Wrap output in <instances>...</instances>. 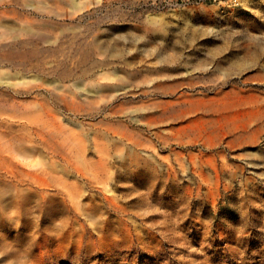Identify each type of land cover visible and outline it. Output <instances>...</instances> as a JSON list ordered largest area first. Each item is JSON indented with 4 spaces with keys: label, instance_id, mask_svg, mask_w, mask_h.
<instances>
[{
    "label": "rangeland",
    "instance_id": "374dc122",
    "mask_svg": "<svg viewBox=\"0 0 264 264\" xmlns=\"http://www.w3.org/2000/svg\"><path fill=\"white\" fill-rule=\"evenodd\" d=\"M66 3L0 0V35L8 25L28 41L17 46L26 52L22 63L0 60V264H264V0ZM23 84L33 89L19 92ZM208 95L218 107L237 99L229 113L260 109L251 126L261 130L234 147L229 136L207 147L209 133L199 139L191 132L182 144L163 146L154 130L182 122H145L162 111L157 102L174 100L176 109ZM125 128L131 138L122 137ZM141 137L150 141L138 152L155 162L120 167L117 156ZM100 158L107 167L92 163ZM26 172L70 185L39 189L23 179ZM74 181L79 189L70 187ZM27 187L44 198L18 197ZM66 190L80 194L67 200L69 208L60 198Z\"/></svg>",
    "mask_w": 264,
    "mask_h": 264
},
{
    "label": "bare ground",
    "instance_id": "6f19581e",
    "mask_svg": "<svg viewBox=\"0 0 264 264\" xmlns=\"http://www.w3.org/2000/svg\"><path fill=\"white\" fill-rule=\"evenodd\" d=\"M10 2L11 1H13V0H9ZM65 2H67L66 4H68V3H70V4H73V7H75V6H78L79 5V0H64ZM83 1V0H82ZM27 2H30V1H27ZM38 2V1H37ZM26 3V2H25ZM9 4V3H8ZM29 4H31V3H29ZM29 4H27V5H29ZM41 4V3H40ZM69 4V5H70ZM82 4H83V2H82ZM44 5V4H43ZM81 5V4H80ZM40 6V5H39ZM45 6V5H44ZM82 6V5H81ZM42 7V6H41ZM40 7V8H41ZM83 7V6H82ZM13 9V8H12ZM11 9V10H12ZM27 9V8H26ZM27 13V12H26ZM26 23V22H25ZM6 27L9 29V30H5V33H3L2 35H0V37H3V39H5V41H3V42H1L0 43V60L1 61H3V60H8V61H12V62H15V63H22L23 62V53H21L20 51H19V48L17 47V46H23V45H25V43H27L28 41L27 40H25V41H23V40H21L19 37H18V35L16 34V30H15V28H13L12 26H8V25H6ZM6 28V29H7ZM26 28V27H25ZM106 47H108L107 45H106ZM97 48V47H96ZM106 50L109 52V54L110 55H113V56H118L119 55V52L117 51V49H115V48H106ZM25 55H26V52L24 53ZM25 58V57H24ZM173 59V58H172ZM25 61V60H24ZM173 61V60H172ZM2 63V62H1ZM171 63V62H170ZM209 63V62H208ZM234 64V63H233ZM241 64V63H240ZM16 65V64H15ZM236 65V64H235ZM20 66V65H19ZM6 67V66H5ZM36 67V66H35ZM105 67V66H104ZM107 67V66H106ZM236 67V66H235ZM38 69V68H37ZM36 69V70H37ZM31 70V69H30ZM110 70V69H109ZM91 72V71H90ZM96 72V71H95ZM110 72V71H109ZM115 72V71H114ZM40 73V72H39ZM91 74V73H90ZM130 74V73H129ZM26 76V75H25ZM30 76V75H29ZM122 76V75H121ZM157 76H159V75H157ZM82 77V76H81ZM112 77V76H111ZM159 78V77H158ZM188 79V78H187ZM4 80V79H3ZM104 80V79H103ZM112 80V79H111ZM153 80V79H152ZM12 81V80H11ZM11 81L9 82V83H11ZM37 81V80H36ZM162 81H163V79H162ZM178 81V80H177ZM182 81V80H181ZM1 82H3V81H1ZM21 82V81H20ZM19 82V83H20ZM30 82V81H29ZM34 82V81H33ZM103 82V81H102ZM110 82V81H109ZM146 82V81H145ZM152 82V81H151ZM171 82V81H170ZM170 82H168V83H170ZM8 83V84H9ZM13 83V82H12ZM31 83V82H30ZM39 83H41V82H39ZM50 83H51V81H50ZM157 83V82H156ZM182 83V82H181ZM180 83V84H181ZM32 84V83H31ZM44 84V83H43ZM89 84H91V83H89ZM150 84V83H149ZM161 84V83H160ZM158 85L159 87H161V85ZM177 84V83H176ZM3 85V84H2ZM14 85H15V83H14ZM24 85V84H23ZM50 85V84H49ZM51 85H53V84H51ZM169 85V84H168ZM21 86V85H20ZM45 86V85H44ZM57 86V85H56ZM155 86V85H154ZM153 86V87H154ZM172 86V85H171ZM177 86V85H176ZM175 86V87H176ZM232 86V85H231ZM6 87V86H5ZM174 87V88H175ZM17 88V87H16ZM39 88V87H38ZM54 88V87H53ZM78 88V87H77ZM80 88V87H79ZM78 88V89H79ZM82 88V87H81ZM99 88V90L100 89H102V88H100V87H98ZM152 88V87H151ZM154 88H156V87H154ZM172 88H173V86H172ZM234 88V87H233ZM31 89H33V88H31V87H27V86H23V87H21V88H19V92H28V91H30ZM46 89H48L47 87H46ZM133 89V88H132ZM159 89V88H158ZM163 88H160V90H162ZM167 89V88H166ZM18 90V89H17ZM50 90V89H49ZM82 90H84V89H82ZM125 90V89H124ZM168 90V89H167ZM173 90H175V89H173ZM51 91V90H50ZM55 91V90H54ZM54 91L53 92H51V93H54ZM93 90H87V89H85V92H92ZM97 91V90H96ZM177 91V90H176ZM175 91V92H176ZM234 91V90H233ZM236 91V90H235ZM60 92V91H59ZM228 92V91H227ZM232 92V91H231ZM242 92V91H241ZM18 93V92H17ZM88 93V94H89ZM179 93V92H178ZM200 93V92H199ZM221 93H223V92H221ZM220 93V94H221ZM234 93V92H233ZM244 93V92H243ZM79 94V93H78ZM203 94V93H202ZM214 94V93H213ZM246 94V93H245ZM248 94V93H247ZM14 95H16V94H14ZM51 95V94H50ZM90 95V94H89ZM193 95V94H192ZM191 95V96H192ZM210 95H212V94H210ZM217 95H219V94H217ZM225 95V94H224ZM231 95V94H230ZM243 95V94H242ZM250 95V94H249ZM86 96V95H85ZM110 96V95H109ZM202 96V95H201ZM213 96V95H212ZM253 95H251V97L249 98L250 99V101L254 98V96L252 97ZM108 97V96H107ZM184 97V96H183ZM189 97H190V95H189ZM188 97V98H189ZM204 97V96H203ZM38 98V97H37ZM87 98V97H86ZM185 98V97H184ZM191 98V97H190ZM189 98V99H190ZM202 97H200V98H192V100H189V104L187 105V106H183V107H180L179 106V108H173V105H172V102L174 101H161V102H157L156 104L158 105V106H163L162 108V111L160 112V113H158V114H148V115H146V116H144V119H145V122H146V124H148V125H156V124H159V123H169V122H171V120H173V121H180V122H182V123H180L178 126H174L173 128H172V126H170V127H166V128H161V129H157V130H154V135H155V137L158 139V140H160V142L163 144V146H165V145H169V144H172V142L173 143H178V144H182L183 142H185V140H183L184 139V137L186 136V134L187 133H189V132H191V134H193L194 135V137L195 138H199L200 139V137H203L204 135L203 134H205V133H209V134H211V132L213 133V137H209V134H207L208 136L206 137L207 138V140L205 141L206 142V145H208L207 147H209V146H211L212 144H213V141H214V139H221L223 136H229V139H228V141L226 142V144H227V146H229V147H234L235 145H240V143H243V142H245L244 140L246 139V138H248V137H254L255 136V134H257L261 129V125H256L254 128L251 126L252 124H253V122H254V120H256L255 122H257V118L259 117V115H260V109H259V111H250V110H248V111H244L245 110V108H244V112H242V113H240V112H238V113H236L235 111H233V113H229V111L230 110H232V109H234L236 106H238V105H236V103H237V99L234 101V100H228V101H225V102H223V105L221 106V107H218L217 106V103H216V106H211L212 104H211V99H212V97L210 98V96L208 95V98H210V99H201ZM205 98H207V97H205ZM215 98V97H214ZM235 98V97H234ZM234 98H232V99H234ZM20 99V98H19ZM181 99V98H180ZM186 99V98H185ZM225 99V98H224ZM259 99V98H258ZM177 100H178V98H177ZM219 100V99H218ZM217 100V101H218ZM239 100V99H238ZM240 100H241V103H242V101L244 100L242 97L240 98ZM246 100V99H245ZM245 100H244V102H245ZM248 100V99H247ZM246 100V101H247ZM37 101V100H36ZM184 101V100H183ZM186 101H188V100H186ZM186 101H184L185 103H186ZM214 101H216V100H214ZM39 103H40V101H38ZM71 102H75L74 100H71ZM70 102V103H71ZM89 102V101H88ZM175 102H176V100H175ZM179 102V101H178ZM243 102V103H244ZM248 102V101H247ZM247 102H245V103H247ZM258 102V101H257ZM21 103V102H20ZM38 103V104H39ZM76 103H77V101H76ZM108 103V102H107ZM242 103V104H243ZM256 103V102H255ZM31 104V103H30ZM37 104V103H36ZM43 104V103H42ZM42 104H39L40 105V108L41 107H44V106H41ZM66 104V103H65ZM69 104V103H68ZM74 104V103H73ZM240 104V103H239ZM248 104V103H247ZM33 105H35V104H31V107H33ZM53 105V104H52ZM184 105V104H183ZM244 105V104H243ZM242 105V106H243ZM15 106V105H14ZM20 106H21V104H20ZM37 106V105H36ZM46 106V105H45ZM49 106V105H48ZM66 106H69V105H66ZM74 106H75V104H74ZM79 106H81V105H79ZM239 106H241V105H239ZM72 107V106H71ZM24 108V107H23ZM46 109H47V106L45 107ZM74 108V107H73ZM79 108V107H78ZM151 108V107H150ZM154 108V107H153ZM207 108V109H206ZM239 108V107H238ZM262 108V107H261ZM21 109V108H20ZM43 109V108H42ZM158 109V108H157ZM247 109V108H246ZM251 109V108H250ZM255 109V108H254ZM47 110H51L52 111V108H51V106H49V109H47ZM75 110V109H74ZM17 111H19V110H17ZM45 111V110H44ZM50 111V112H51ZM200 111H202L203 113H205V112H207V111H211V112H217L216 114H218L217 116H215V117H203L204 115H203V113L200 115ZM53 112V111H52ZM155 112V111H154ZM198 113L199 112V116L197 115L196 117H194V118H190L191 120H189L188 122H186V123H184L183 121L186 119L185 117L187 116L186 114H188V113ZM54 113H55V111H54ZM109 113H111V112H109ZM51 114V113H50ZM210 114V113H209ZM53 115V114H52ZM59 115V114H58ZM112 115V114H111ZM137 115V114H136ZM211 115V114H210ZM48 116V115H47ZM138 116V115H137ZM56 117H59V116H56ZM188 117H189V115H188ZM48 118V117H47ZM49 119V118H48ZM51 119V118H50ZM52 119H54V118H52ZM184 119V120H183ZM261 119V118H260ZM4 120V119H3ZM55 120V119H54ZM54 120H53V123H54ZM56 120H59V119H56ZM66 120V119H65ZM183 120V121H182ZM188 120V119H187ZM45 121V120H44ZM51 121V120H50ZM41 122V121H40ZM49 122V121H48ZM259 122V121H258ZM53 125V124H52ZM121 125H123V124H121ZM46 126H48L49 127V125H46ZM124 127H125V125H123ZM50 127H55V126H50ZM59 127V126H58ZM62 127V126H61ZM25 128V127H24ZM45 128V127H44ZM56 128V127H55ZM61 129V128H60ZM58 131V130H57ZM34 132V131H33ZM53 132V134H54V131H52ZM105 132V131H104ZM59 133V132H58ZM37 134V133H36ZM35 134V135H36ZM39 134V133H38ZM34 135V136H35ZM58 135V134H57ZM57 135H56V137H55V139L57 138ZM114 135V134H113ZM122 137L124 136V137H127V138H131L130 136H132V132L130 131V130H127L126 131V128L123 130V132H122ZM153 135V136H154ZM188 135V134H187ZM38 136V135H37ZM190 136V135H189ZM212 136V135H211ZM258 136V135H257ZM53 138V137H52ZM103 138H105V137H103ZM141 138H143V137H141ZM190 138H188V140H189ZM250 139V138H249ZM249 139H247V140H249ZM41 140V139H40ZM95 140V139H94ZM152 140V139H151ZM188 140H187V142H188ZM194 140V139H193ZM192 140V141H193ZM225 140H227V139H225ZM254 140V139H253ZM46 141V140H45ZM56 141H57V139H56ZM149 142L150 140L148 139V138H143V140L142 139H132L130 142H129V144H128V153H126V154H122V155H118L117 156V159H116V162H118L119 163V165H120V167H124V166H129V167H131V166H134V167H140V166H142V165H144V166H146V168L147 167H149L150 166V163H152V155L148 158V157H142L141 155H140V153L138 152V151H144V150H141L140 148V146H141V144H143L144 142ZM190 141V140H189ZM202 141H204V140H202ZM218 141H221V140H218ZM58 142V141H57ZM60 142V141H59ZM191 142V141H190ZM194 142V141H193ZM222 142V141H221ZM192 143V142H191ZM200 143V142H199ZM59 144V143H58ZM198 144V143H197ZM203 144V143H202ZM217 144V143H216ZM245 144V143H244ZM54 145V144H53ZM61 145V147H62V144H60ZM64 145V144H63ZM81 145V144H80ZM214 145V144H213ZM243 145V144H242ZM13 146V145H12ZM33 146V145H32ZM55 146V145H54ZM72 146V145H71ZM204 146V145H203ZM9 147V146H8ZM65 147V146H64ZM77 147V146H76ZM79 147V146H78ZM97 147V146H96ZM154 147V146H153ZM170 147V146H169ZM27 148V146L25 147V149ZM34 149H35V147H33ZM63 148V147H62ZM23 149V148H22ZM39 149V148H38ZM173 149V148H172ZM200 149V148H199ZM31 150V149H30ZM98 150V149H97ZM155 149H153V151H154ZM222 150V149H221ZM7 151V150H6ZM9 151V150H8ZM42 151V150H41ZM175 151V150H174ZM218 151V150H217ZM16 152V151H15ZM25 152V151H24ZM37 152H38V150H37ZM39 152H40V149H39ZM46 152V151H45ZM63 152V151H62ZM179 152V151H178ZM199 152V151H198ZM211 153L213 152L212 150L210 151ZM216 152V151H215ZM220 152V151H219ZM221 152H223V151H221ZM226 152V151H225ZM231 152V151H230ZM27 153V152H26ZM64 153V152H63ZM150 153V152H149ZM176 153V152H175ZM218 153V152H217ZM18 154V153H17ZM28 154V153H27ZM27 154H24V155H27ZM220 154H222V153H220ZM232 154V153H231ZM38 155H40L39 153H38ZM56 155V154H55ZM75 155H77V154H75ZM80 155V154H79ZM169 155V154H168ZM175 155H177V154H175ZM15 156V155H14ZM28 156V155H27ZM42 156V155H41ZM101 156V155H100ZM221 156V155H220ZM26 157V156H25ZM24 157V158H25ZM39 157V156H38ZM60 157V156H59ZM40 158V157H39ZM46 158V157H45ZM102 158V157H101ZM99 159L98 161H94V162H92V163H96L97 165H99V166H101V167H107V164H109L107 161H103L102 159ZM41 159V158H40ZM78 159V158H77ZM86 159V158H85ZM106 159V158H105ZM108 159V158H107ZM106 159V160H107ZM224 159V158H223ZM70 160V159H69ZM79 160V159H78ZM77 160V161H78ZM109 160V159H108ZM180 160H182V159H180ZM4 161V160H3ZM9 161V160H8ZM35 161V160H34ZM77 161H76V164H77ZM154 161V160H153ZM224 161V160H223ZM81 162L82 161H80V164L79 165H81ZM155 162V161H154ZM164 162V161H163ZM166 162V161H165ZM164 162V164L167 166V162L165 163ZM212 162V161H211ZM226 162V161H225ZM7 163V162H6ZM35 163V162H34ZM30 164H31V161H30ZM29 164V165H30ZM48 164V163H47ZM51 164V163H50ZM49 164V165H50ZM74 165V164H72V165H74L75 166V169H77V171H79L78 173H80L81 171H80V169H79V167H81L82 168V166H78V165ZM89 164V163H88ZM111 164V163H110ZM163 164V165H164ZM208 164H210V163H208ZM223 164V163H222ZM9 165V164H8ZM23 165V164H22ZM26 165V164H25ZM29 165H27V166H29ZM34 165V164H33ZM38 165V164H37ZM46 165V164H45ZM52 165V164H51ZM56 165V164H55ZM161 165V164H160ZM42 166H44V165H42ZM92 166V165H91ZM90 166V167H91ZM94 166V165H93ZM171 166V165H170ZM37 167V166H36ZM51 167H53V166H51ZM56 167V166H55ZM62 167V166H61ZM208 167V166H207ZM206 167V168H207ZM225 167V166H224ZM231 167V166H230ZM239 167V166H238ZM35 168V167H34ZM44 168H45V166H44ZM93 168V167H92ZM94 168H96V167H94ZM98 168V167H97ZM110 168V167H109ZM169 168V167H168ZM167 168V170H169ZM209 168H210V166H209ZM226 168V167H225ZM5 169V168H4ZM41 169V168H40ZM55 169L56 168H54V171H55ZM104 169V168H103ZM174 169V168H173ZM211 169V168H210ZM227 169V168H226ZM61 170V169H60ZM62 170H63V172H64V174H68V170H67V167L66 166H63L62 167ZM92 170V169H91ZM98 170V169H97ZM101 170V169H100ZM109 170V169H108ZM117 170V169H116ZM179 170V169H178ZM224 170V169H223ZM71 171V170H70ZM103 171V170H102ZM150 171V170H149ZM207 171V170H206ZM210 171H212V170H210ZM220 171V170H219ZM229 171V170H228ZM12 172V171H11ZM10 172V173H11ZM74 172V171H73ZM84 172H86V170L84 171ZM90 172V171H89ZM96 172H98V171H96ZM109 172V171H108ZM129 172V171H128ZM153 172V171H152ZM156 172V171H155ZM39 173V172H38ZM54 173V172H53ZM60 173V172H59ZM76 173V172H75ZM99 173V172H98ZM165 173V172H164ZM184 173V172H183ZM203 173V172H202ZM211 173V172H210ZM224 173V172H223ZM229 173V172H228ZM227 173V174H228ZM63 174V175H64ZM93 174V173H92ZM94 174H95V172H94ZM93 174V175H94ZM109 174V173H108ZM147 174V173H146ZM204 174H205V172H204ZM24 175L25 176H23L24 178L23 179H25V180H31V182H33V184L34 185H36L39 189H43L44 187H46V186H48V185H51V183L52 182H54L56 185H59V186H61V188H67L68 187V185H70V183L66 180V179H63V178H61V179H59V180H57L56 179V177H45L44 176V174H43V176H41L40 174H36V173H29V172H26V173H24ZM62 175V174H61ZM72 175V174H71ZM80 175H83V172L82 173H80ZM90 175V174H89ZM88 175V176H89ZM105 175L106 176H108L107 175V173H105ZM158 175H159V173H158ZM161 175V174H160ZM162 175H164V174H162ZM207 175H208V173H207ZM207 175H205V176H207ZM215 175V174H214ZM78 176V175H77ZM87 176V177H88ZM92 176V175H91ZM103 176V175H102ZM105 176V177H106ZM113 176H115L114 174H113ZM155 176V175H154ZM172 176H174V175H172ZM204 176V177H205ZM11 177V176H10ZM67 177V179H68V176H66ZM74 177V176H73ZM96 176L94 175V176H92V178H95ZM109 177V176H108ZM116 177V176H115ZM120 177V176H119ZM139 177V176H138ZM148 177V176H147ZM152 176H150V178H151ZM169 177V176H168ZM200 177V176H199ZM208 177V176H207ZM207 177H205V178H207ZM16 178V177H15ZM86 178V177H85ZM17 179V178H16ZM76 179V178H75ZM82 179V178H81ZM98 179H99V181L100 182H102V184L105 182V180H103V178L102 177H98ZM105 179V178H104ZM110 179V178H109ZM112 179V178H111ZM141 179V178H140ZM202 179V178H201ZM217 179V178H216ZM215 179V180H216ZM226 179V178H225ZM80 180V179H79ZM88 180V179H87ZM89 180H91L90 178H89ZM95 180V179H94ZM212 180V179H211ZM210 180V181H211ZM84 181V180H83ZM92 181V180H91ZM158 181V180H157ZM214 181V180H213ZM219 181V180H218ZM30 182V181H29ZM99 182V183H100ZM141 182V181H140ZM198 182H200V181H198ZM92 183H95V182H93L92 181ZM91 183V184H92ZM202 183V182H201ZM207 183V182H206ZM210 183V182H209ZM213 183V182H212ZM23 184H25V183H23ZM32 184V185H33ZM55 184H53V185H55ZM98 184V183H97ZM101 184V183H100ZM110 184V183H109ZM30 185H31V183H30ZM79 185V183L77 184L75 181L72 183V185L70 186V187H77ZM85 185V184H84ZM88 185H89V183H88ZM154 185V184H153ZM201 185V184H200ZM18 186V185H17ZM22 186V185H21ZM52 186V185H51ZM92 186V185H91ZM101 186V185H100ZM103 186H105L104 184H103ZM207 186V185H206ZM22 187H24V186H22ZM54 187V186H53ZM79 187V186H78ZM77 187V188H78ZM97 187V186H96ZM147 187V186H146ZM18 188V187H17ZM33 188V187H32ZM38 188H34V190H31L29 187H27V189L29 190V192H25V191H20L21 193H18V197L19 196H21V198L23 199V200H28V202H29V200H31L32 198H34L36 195H38L40 198H41V200H42V198H44V196H45V194H43L42 193V191L41 190H38ZM57 188H58V186H57ZM69 188V187H68ZM76 188V189H77ZM85 188V187H84ZM99 188V187H98ZM97 188V189H98ZM20 189H21V187H20ZM79 189V188H78ZM105 189V188H104ZM106 189H107V187H106ZM127 189V188H126ZM130 189V188H129ZM24 190H26V189H24ZM68 190V189H67ZM67 190L65 191V195L64 196H61L60 198H61V202L62 203H64V206L65 207H67V208H69L68 207V204H67V200H69V201H73V198L74 197H76V196H78V195H80V194H78V193H76V192H74V193H72L73 192V190H71V192H70V190H69V192H67ZM99 190V189H98ZM111 190V189H110ZM41 192L42 194H40L39 195V193L38 192ZM48 191V190H47ZM62 191V190H61ZM76 191V190H75ZM78 191V190H77ZM17 192V191H16ZM15 192V193H16ZM60 192V191H59ZM67 192V193H66ZM112 192V191H111ZM47 193V192H46ZM51 193H53V192H51ZM63 193V192H62ZM106 193V192H105ZM108 193V192H107ZM106 193V194H107ZM110 193V192H109ZM114 193H116V192H114ZM61 194V193H60ZM84 194V193H83ZM82 194V195H83ZM126 194H127V192H126ZM86 195V194H85ZM91 196V195H90ZM94 196V195H93ZM119 196V195H118ZM91 198V197H90ZM115 198V197H114ZM123 198V197H122ZM11 199V198H10ZM12 199H13V197H12ZM11 199V200H12ZM78 199V198H77ZM16 200H18V199H16ZM33 200H35V199H33ZM121 200V199H120ZM52 201V200H51ZM9 202H10V200H9ZM53 202V201H52ZM58 202V201H57ZM110 202H113V201H110ZM12 203V202H11ZM30 203V202H29ZM35 203V202H34ZM51 203V202H50ZM78 203H79V201H78ZM88 203V202H87ZM117 203V202H116ZM125 203V202H124ZM52 204H54V203H52ZM61 204V203H60ZM108 205H109V203H107ZM112 204V203H111ZM121 204V203H120ZM120 204L118 205V203H117V205L118 206H120ZM123 204V203H122ZM43 205V204H42ZM70 205H71V203H70ZM69 205V206H70ZM76 205V204H75ZM100 205V204H99ZM37 206V205H36ZM52 206H54V205H52ZM80 206V205H79ZM114 206V205H113ZM34 207V206H33ZM56 207V206H55ZM53 208V209H55L56 210V208ZM59 207V206H58ZM103 207V206H102ZM106 207V206H105ZM111 207V206H110ZM115 207V206H114ZM124 207V206H123ZM3 208V207H2ZM29 208V207H28ZM27 208V209H28ZM35 208V207H34ZM60 209H61V207H59ZM93 208V207H92ZM91 208V209H92ZM31 209V208H30ZM37 209V208H36ZM35 209V210H36ZM42 209V208H41ZM50 209V208H49ZM60 209H59V211H60ZM74 209V208H73ZM101 209V208H100ZM99 209V210H100ZM115 209V208H114ZM117 209V208H116ZM118 209H120V208H118ZM40 210V209H39ZM43 210V209H42ZM68 210V209H67ZM86 210V209H85ZM103 210V209H102ZM122 211H123V209H121ZM28 211H30V210H28ZM69 211V210H68ZM107 211H109V210H107ZM120 211V210H119ZM121 211V212H122ZM43 212V211H42ZM45 212V211H44ZM51 212V211H50ZM55 212V211H54ZM70 213V212H69ZM78 213H79V211H78ZM93 209L92 210H90V212L88 211L87 212V214H88V216H90L91 215V217L93 216ZM101 213V212H100ZM116 213V212H115ZM124 213V212H123ZM86 214V215H87ZM95 214V213H94ZM38 215V214H37ZM120 215V214H119ZM39 216V215H38ZM84 216V215H83ZM101 216V215H100ZM90 217V218H91ZM87 218V217H86ZM93 218V217H92ZM94 218H96L95 216H94ZM93 218V219H94Z\"/></svg>",
    "mask_w": 264,
    "mask_h": 264
},
{
    "label": "built area",
    "instance_id": "2783aa9c",
    "mask_svg": "<svg viewBox=\"0 0 264 264\" xmlns=\"http://www.w3.org/2000/svg\"><path fill=\"white\" fill-rule=\"evenodd\" d=\"M231 1V0H230ZM237 0H232V2H236Z\"/></svg>",
    "mask_w": 264,
    "mask_h": 264
}]
</instances>
